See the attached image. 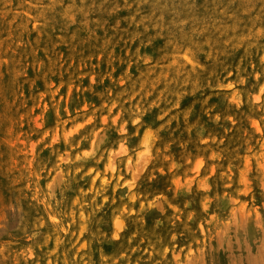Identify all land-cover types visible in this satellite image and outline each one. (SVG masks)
I'll list each match as a JSON object with an SVG mask.
<instances>
[{"label": "rangeland", "instance_id": "374dc122", "mask_svg": "<svg viewBox=\"0 0 264 264\" xmlns=\"http://www.w3.org/2000/svg\"><path fill=\"white\" fill-rule=\"evenodd\" d=\"M0 264H264V0H0Z\"/></svg>", "mask_w": 264, "mask_h": 264}]
</instances>
